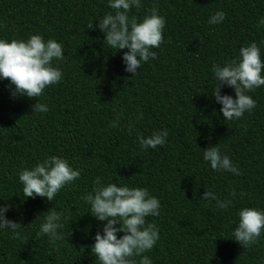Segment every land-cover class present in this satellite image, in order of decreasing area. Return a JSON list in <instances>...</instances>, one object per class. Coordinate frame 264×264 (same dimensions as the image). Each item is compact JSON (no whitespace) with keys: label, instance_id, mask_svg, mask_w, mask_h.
<instances>
[{"label":"trees","instance_id":"obj_1","mask_svg":"<svg viewBox=\"0 0 264 264\" xmlns=\"http://www.w3.org/2000/svg\"><path fill=\"white\" fill-rule=\"evenodd\" d=\"M153 8L166 21L164 40L132 76L121 60L127 50L110 49L98 27L88 28L113 12L107 0H0V39L40 34L65 55L62 80L38 98L46 113H32L36 99L13 98L9 81H0V205H12L6 216L20 224L19 236L0 230V264H99L90 246L106 222L83 199L97 178L158 198L159 215L146 217L159 230L144 253L153 264H264V233L247 248L231 239L240 209H264V86L248 93L256 107L239 119L225 120L211 96L212 67L264 41V0H141L129 16L139 21ZM216 11L225 20L210 25ZM221 94L235 95L228 87ZM160 130L166 143L142 150L138 138ZM214 145L239 175L203 160ZM51 156L68 160L80 177L52 202L25 200L19 171ZM206 190L231 205L201 199ZM49 210L63 213L61 241L39 234Z\"/></svg>","mask_w":264,"mask_h":264},{"label":"clouds","instance_id":"obj_2","mask_svg":"<svg viewBox=\"0 0 264 264\" xmlns=\"http://www.w3.org/2000/svg\"><path fill=\"white\" fill-rule=\"evenodd\" d=\"M108 7L113 10L96 20L94 26L104 34V42L113 50H127L121 57L124 70L137 74L142 63L156 58L152 49L159 48L164 40L163 30L165 19L155 8L141 20L130 17L132 8H139L141 0H107ZM223 11H216L208 18L210 25L221 24L225 20ZM264 25V17L258 22V27ZM264 41L258 45L255 41L241 46L237 59L223 65L212 67L216 81L212 87L211 96L221 107L219 112L225 120L241 118L256 107V101L248 94L264 86V58L262 48ZM62 45L54 39H45L40 34H33L26 39H0V81L7 79L10 85V95L13 98H35L32 113H46L48 107L38 99L44 90L56 85L62 80L63 73L58 62L64 59ZM54 61L57 64L54 65ZM224 87L234 91V97L221 94ZM109 127L116 128L118 119L109 122ZM168 137L167 130L153 132L148 137H139L142 150L155 149L163 146ZM203 160L217 172H230L239 175V169L228 155H222L217 145L207 147L202 153ZM80 177V171L74 169L68 160L51 156L42 163L31 168H24L18 173L22 184V196L35 199L40 197L52 202L57 193ZM234 195V193H233ZM90 205L91 214L97 221L103 223L90 246V254H94L99 264H153L144 253L153 249L159 240V230L152 223H146V217L158 216L160 202L150 195L147 189L129 187L117 183H101L97 178L92 191L83 197ZM203 200H215L216 206L226 209L231 205L230 199L220 200L206 190ZM12 205H0V230H11L14 236H19L16 229L19 223L7 218L6 213ZM63 213L47 211L44 221L39 226V234L47 235L49 241L63 239L60 229ZM122 233V235H118ZM264 233V209L245 207L238 211V222L232 231V238L242 247L256 244Z\"/></svg>","mask_w":264,"mask_h":264}]
</instances>
